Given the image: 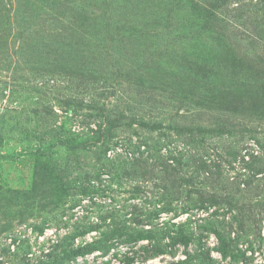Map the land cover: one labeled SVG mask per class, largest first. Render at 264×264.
Listing matches in <instances>:
<instances>
[{
	"label": "rangeland",
	"instance_id": "obj_1",
	"mask_svg": "<svg viewBox=\"0 0 264 264\" xmlns=\"http://www.w3.org/2000/svg\"><path fill=\"white\" fill-rule=\"evenodd\" d=\"M240 1L223 37L201 0H0V264H264V10ZM170 151L165 197L140 161Z\"/></svg>",
	"mask_w": 264,
	"mask_h": 264
},
{
	"label": "trees",
	"instance_id": "obj_2",
	"mask_svg": "<svg viewBox=\"0 0 264 264\" xmlns=\"http://www.w3.org/2000/svg\"><path fill=\"white\" fill-rule=\"evenodd\" d=\"M204 1L205 0H203V1L201 0L202 4L196 5L198 15L204 19L206 26L212 27V31H213V29H215V31H213L212 33H215V34H218L221 36L223 35V37L226 36L223 34L226 27L229 26V24L226 21L227 20L231 21L230 19L234 17V16L227 14V12H229L227 5H226V4H228V0H226V3H225V0H209V6L208 7H207V4H204ZM256 1H257V3H261L263 5L262 9L264 10V0H256ZM243 7H244V5H243L242 1L239 0V2H236V5H234L230 11L240 10ZM73 11L75 14L74 15V21L69 24V27H72V30L75 31L77 37H82L83 32H85V30H84L85 27H92L93 28L96 25V23H95L96 18L94 16V14H92L89 10H85L83 8H81V9L75 8V9H73ZM228 16L230 18H228ZM240 17H242V14H240ZM235 18H237L236 20H238L237 16ZM247 35L250 36V40L248 41L249 44H259L260 43L259 37L256 34L247 33ZM234 39L239 40V38H237L236 32H234ZM1 44H3V43L0 40V45ZM231 68H232V66H231ZM235 68H236V71L238 72L237 67H235ZM250 73H253V72H250ZM153 75H154V73L148 74V72H147V76L153 77ZM142 77H143V75L139 74V76H138L139 82L144 80V79H142ZM247 101H248L247 98H243L242 96L237 95V96L231 98V101L229 103L224 104L223 107H225V110H229V108H231L230 110L236 111L238 113H241L242 110L245 109V107L250 109L254 113L263 111V109H261V106L260 105L258 106L256 104V102L251 103V102H247ZM229 105L231 107H229ZM262 107H263V105H262ZM184 136L187 138V141L189 143H192L191 147L194 150H196V152L198 153V151L200 149L195 144H199L200 141L193 139L194 134H184ZM148 159H150L149 163L144 158H143V160L141 159V161H140L141 168H144V169H142V173L148 172V170L146 168H148L150 170V172L153 170H155V172H160L159 178H161V180H162L160 183L162 185L161 189L163 190V192L161 193L162 196L167 197V193H169L172 189L173 190L176 189V191H179V188L181 189V186H180L181 183L180 182L175 185V180L179 179V178L177 176H175L173 179H171V177H173L172 175H174L177 171L176 165H180L182 163L181 157H179L177 154L174 155V151H173V153L170 151L169 156H167V155L165 157L164 156H158L155 158L149 157ZM193 161H194V163L192 164L193 169L191 170L190 174L188 175V178H196L198 176V178L204 177L206 179H212L214 173L212 171H210V168H211V166H215V168H216L217 165H215L214 163H211L209 160L203 159L202 157H198L196 160H193ZM157 166H159L160 168H158ZM251 168L253 170L252 177L255 178L256 176H258L260 170L258 167L257 168L251 167ZM156 169H159V170H156ZM194 174H196V175L194 176ZM217 178H219V175L217 176ZM183 181L187 182L186 180H183ZM168 205H169V203H168ZM161 229H163V228H161ZM163 232L170 233V230H168V227H165V230ZM166 233H164V234L169 239H171L173 237V236L167 235ZM224 235H230V233L225 234V232H221V233L215 232V236L217 237V240L219 241V243L221 242V244H224L225 241H228L229 239H231L230 236L226 237ZM235 235H236L235 232H233V237ZM149 238H151V237H149ZM128 239H132V238H128ZM154 242H155V240H154ZM73 253H74V251L64 254V256L59 258V260H58V262H56V264H69V262L72 261L70 258L73 255ZM76 253H80V248L75 250L74 255H76ZM131 261H132L131 258H127V260L124 264H129Z\"/></svg>",
	"mask_w": 264,
	"mask_h": 264
}]
</instances>
